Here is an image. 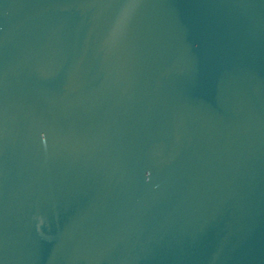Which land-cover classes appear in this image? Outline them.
Listing matches in <instances>:
<instances>
[{
  "label": "water",
  "instance_id": "water-1",
  "mask_svg": "<svg viewBox=\"0 0 264 264\" xmlns=\"http://www.w3.org/2000/svg\"><path fill=\"white\" fill-rule=\"evenodd\" d=\"M0 264H264V0H0Z\"/></svg>",
  "mask_w": 264,
  "mask_h": 264
}]
</instances>
